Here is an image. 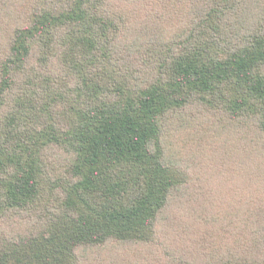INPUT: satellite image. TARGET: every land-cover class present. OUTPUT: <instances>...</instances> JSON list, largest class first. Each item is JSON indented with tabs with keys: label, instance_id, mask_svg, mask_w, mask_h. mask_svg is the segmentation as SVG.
Returning <instances> with one entry per match:
<instances>
[{
	"label": "trees",
	"instance_id": "1",
	"mask_svg": "<svg viewBox=\"0 0 264 264\" xmlns=\"http://www.w3.org/2000/svg\"><path fill=\"white\" fill-rule=\"evenodd\" d=\"M0 264H264V0H0Z\"/></svg>",
	"mask_w": 264,
	"mask_h": 264
}]
</instances>
